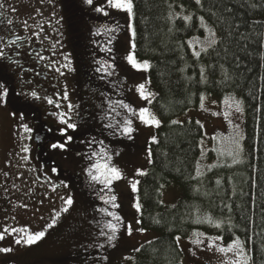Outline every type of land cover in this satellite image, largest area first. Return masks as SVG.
I'll return each mask as SVG.
<instances>
[{"label":"trees","instance_id":"trees-1","mask_svg":"<svg viewBox=\"0 0 264 264\" xmlns=\"http://www.w3.org/2000/svg\"><path fill=\"white\" fill-rule=\"evenodd\" d=\"M244 3L245 0H202L201 8L195 0H134L136 53L152 65L149 79L158 94L152 106L162 125L157 135L159 143L152 145L153 162L139 193L144 204L142 227L155 231L158 236L153 243L144 245L132 264H183V252L180 245L177 247L174 243L173 236L188 239L194 232L223 235L225 244L239 236L246 248L252 249L254 264H264V36L260 35L264 33V8L241 7ZM256 3L264 4V0H256ZM169 4H172L171 9ZM181 4L183 9L179 7ZM80 11L72 7L66 15L69 19L75 18L69 28L73 48L78 46L84 52L89 46L83 38L84 27L111 26L117 19L104 20L82 8ZM170 12L191 14L193 19L187 25L182 19L173 23L168 19ZM211 12L216 15L212 16ZM200 16H204L205 22L223 40L215 51L202 54L197 61L188 41L207 36L199 27ZM253 21L261 23L253 26ZM235 24L240 25L238 30L229 28ZM229 31L234 34L232 38H227ZM241 34L247 38L240 39ZM208 65H215V70L209 67L208 82L199 83V70ZM220 65L231 76L224 86L219 83ZM80 70L86 81L95 86L87 76L90 75L87 67ZM78 94L80 110L85 114L89 107L85 105L81 88ZM201 94L217 98L231 95L240 100L246 118L245 139L243 157L237 154L228 157L210 170L204 165L201 167L203 176L196 181L188 177L195 175L196 161H203L198 145L204 131L194 119L179 124L171 121L199 109ZM174 183L183 190L176 207L159 204L163 194L161 196L156 189L164 185L163 193ZM197 215L212 216L214 221H223V226L215 229L208 224L193 223ZM154 218L160 223H154Z\"/></svg>","mask_w":264,"mask_h":264},{"label":"rangeland","instance_id":"rangeland-1","mask_svg":"<svg viewBox=\"0 0 264 264\" xmlns=\"http://www.w3.org/2000/svg\"><path fill=\"white\" fill-rule=\"evenodd\" d=\"M11 2L14 6L15 14L19 15L23 22L27 21V27L23 24L26 33L24 34L25 39H28V42L33 47L42 49L45 52V61L53 60L55 64L57 63L54 67L60 68V71L64 72V75H60L59 72H54L53 78L59 80L63 92L65 88L68 91V100L64 102V107L59 110L52 108L46 100L41 104L43 106L42 108H47L45 113L44 110L42 111L44 120L54 125L56 130L53 132L44 129L40 130L41 133H45L43 134L42 144L40 143L38 145L43 146L46 139L48 140L46 143L48 147L57 141L64 142V137L59 134V129L63 125H60L58 117L51 113L66 111L67 104L71 102L72 105L78 106L73 112L74 117L80 106L77 97V88H81L85 105L88 107L90 104L94 108V117L98 130L93 132L94 129L82 128L77 123V130L75 132L69 130L68 132L73 139L67 144L66 150H52H55L60 157L64 158L68 155L70 149L76 147L83 158L75 163L82 176L90 184V179L86 174V169L90 161L87 159L86 154L90 153L93 149L99 151L100 148L97 144H93L90 148L87 143H82V141H87L93 137L97 141H104V147L112 154L111 163L119 167L125 176V179L113 184L114 193L118 197L117 203L120 207L112 210L123 216L126 223L132 222L134 229L131 237L121 232L119 239L116 241L115 248L106 247L105 249H98L97 247H90L85 250L88 245H98L104 242V238L99 237L98 229L95 228L94 224V220L100 217L101 214L95 211V208L98 207L97 205H90L86 200L76 199L74 197V212L65 221V226L68 228L66 229V235L55 241L47 242L44 245L45 240H41L31 247H26L14 243L15 234L11 236L5 234L6 238L0 241V247H11L13 251L0 253V260L15 259L23 256L28 251L40 253L39 255L41 257L49 259L62 257L78 251L86 253L106 251V256L108 257L106 262L104 260L101 261V259H96V257H101L96 256L92 263L132 264L138 254L134 249L148 244L147 241H154L158 235L155 231L147 230L145 233L135 231L136 227H142V225H135L136 214L135 210L131 207L133 201L129 181L134 178L136 169H143L148 173L151 163L148 162L147 147L152 136H156L157 138L158 131L161 127H145L139 124L138 120H134L133 127L136 130L132 133L131 139L120 135H113L112 130L104 127L109 121L115 123L127 115L119 106H116V112H119L120 116L112 112L109 109V103L111 101L123 100L134 108L148 106L154 112L152 104L148 105L146 101L140 99L136 91L138 84L145 83L149 79V72H137L125 60L126 53L130 49V31L127 27L128 21L126 14L117 13L115 10L108 9L109 16L104 17L96 13L93 10V6L86 4L85 0H70V3L67 0L66 4H69L68 7L64 5L66 14L70 12L69 6L76 4L78 7L75 5L73 9L78 11V13L82 12L80 11V8H82L93 14L96 18H102L104 20L117 19L119 22V29L112 34L105 32L103 28L95 25H86L82 30L83 38H85L86 42L92 48V52L95 54L93 58L88 57L89 60L85 56H80V59L83 60V66H86L91 74L87 75L89 79L92 82H98L97 86L96 83L95 86H92L96 88H92L85 81H82L79 86L75 83L74 70L71 66L70 56L68 57L67 34L62 22V17L66 14H64L60 0H11ZM103 2L104 0H94V4L97 5ZM98 28L102 34L93 35V33L97 32ZM34 32L39 33V36L33 35ZM109 35L112 36L113 40L112 44L109 45L112 48L110 53L101 51L100 48V45L105 44L109 39ZM200 40L203 41L204 39ZM193 43V50H200L201 45L195 42ZM66 56L68 59H65ZM113 57H115L114 61H112ZM17 60L20 59L17 58ZM98 61L113 62L115 64V74L105 76L104 79H101V73L95 72V68L99 66ZM65 64H68L69 67H63ZM146 87L149 91L155 92L151 83L147 84ZM98 90L102 93H97ZM46 95L47 93L45 92V97ZM205 97V108L203 110L199 108L190 111L177 120L184 122L186 119H194L195 121L199 120L204 125V156L202 157L203 161L201 164L203 166H216L219 162L230 157L227 155H219L214 149L233 147L229 143L228 138L236 133H239L242 138L240 139L239 148L235 149L234 156L237 154V156L243 157L246 118L242 103L240 104L243 109L242 112L237 113L234 109L230 110V119L232 122L229 123L223 116V112L226 110V106L223 103L224 98L213 96ZM235 99L238 100L237 98ZM213 101H216V103H213ZM213 112H220L221 115L214 116L212 115ZM81 118L84 121L85 115L83 114ZM21 123L26 122L20 121L18 117L13 116L10 111L5 109L3 103L0 104V230H3L5 226L11 229L27 225L33 232L40 230L48 231L45 229V225L50 222L54 215V210L58 211L63 203L59 198L62 196L59 193L61 190L54 184H42V165L38 161L39 156L37 153L41 151V148L35 147L36 138L33 137V133L25 134L23 129L20 128ZM28 126L32 128L30 125ZM105 131L110 132V135L105 136L107 134ZM96 132L102 133L99 134ZM27 135H31L32 138L22 139V137ZM25 144L31 149L29 153L21 152V147ZM117 152L119 155H115ZM24 155H28L30 159L28 161L21 159ZM96 159H99V157ZM62 168L73 171L68 160L62 162ZM135 178L140 179L142 183L145 176ZM54 187L55 191H53ZM92 187L99 189L100 186L94 185ZM44 188L47 192H50L48 194L50 197L42 194ZM182 196V188L174 183L163 192L164 205L167 207L176 205ZM91 203L96 204L94 201ZM22 205H27V207H23ZM62 223L58 222L57 226L62 225ZM192 238L181 239L180 241L179 245L183 252V264H220L222 257L219 253L208 251L204 245L197 248L190 242ZM217 243L227 245L224 241H217ZM193 252H195V255H193ZM228 255H231V253ZM125 257H131V259H125ZM85 262L81 264H85ZM49 263L47 262L46 264Z\"/></svg>","mask_w":264,"mask_h":264},{"label":"snow or ice","instance_id":"snow-or-ice-1","mask_svg":"<svg viewBox=\"0 0 264 264\" xmlns=\"http://www.w3.org/2000/svg\"><path fill=\"white\" fill-rule=\"evenodd\" d=\"M85 3L89 6H93V10L101 14L104 17L109 16L108 9L115 10L117 13H124L127 17V27L130 31V49L127 51L125 60L128 65L131 66L132 69H134L137 72H149L151 70V63L147 59H141L138 57L136 53V36L137 32L136 29L132 23L134 17H135V4L134 0H104L102 4H94V0H85ZM195 4L203 7L202 0H195ZM247 6L250 9H257V8H264V4H258L256 3V0H245L244 4H241V7ZM181 9H183L184 5H179ZM0 8H4V4L0 3ZM169 8H172V4H169ZM14 11V9H13ZM226 11L231 12V9H226ZM212 16H215V12L210 13ZM0 19H3L4 23L11 25L13 24V21L10 19H7L4 17L3 13H0ZM168 19L175 22L176 19H182L185 24H189L193 16L191 14L189 15H181L179 12H170ZM199 27L203 28L206 33H208L207 36H205L204 40H200L199 37H193L191 40L188 41V47L194 48V43L200 44V50H193L192 55L197 59V61L200 60L202 54L207 55L209 51H215L217 47L222 43L223 38L219 37L216 33V31L213 29V27H210L206 22L204 16L199 17ZM261 21H253L252 25L260 24ZM23 24L25 27H27V21H24ZM120 25L117 21L114 25H100L99 28H103L105 32L112 34L115 33L119 29ZM234 27L236 30L239 29L240 25H229V28ZM99 28L97 29V32L93 33V35H101ZM171 31V29H170ZM33 35L39 36V33L34 32ZM233 32L229 31L227 34V38L233 37ZM261 36H264V33L260 34ZM240 39H246L247 37L243 34L240 35ZM5 37L0 36V41H3ZM19 39V37H17ZM113 42L112 36L109 35V39L105 42V44L100 45L101 51L105 52H111L112 48L109 46ZM11 44H15L16 40H11ZM7 46V45H6ZM264 46V44H262ZM4 55L3 48H0V58H2ZM40 59H44V57H40ZM65 59H68L66 56ZM115 60V57L112 58V61ZM99 64L98 67L95 68V72L101 73V79H104L105 76H112L115 74V64L111 61H103L97 62ZM55 62H53V65ZM63 67L68 68L69 65L65 64ZM211 67L213 71L215 70V65H208V66H202L199 70V83H207L208 77L206 75L207 69ZM221 68V81L219 82L221 86L226 85L230 80L231 76L227 69L223 67V65H220ZM51 71L59 72L60 75H64V72L60 71L59 68L50 66ZM183 71V70H182ZM189 80H192V77L188 78ZM150 79L146 80L145 83H140L136 86V91L140 97V99L147 102L148 105H151L153 101L157 97V93L149 91L146 87L147 84H150ZM33 98H38L37 93L35 91L31 92L30 94ZM7 96H8V89L3 84L0 83V104L7 102ZM55 99L51 97H45L47 103L49 105H52L56 109H61L62 104L61 101H67L68 100V91L67 88H65L63 94L57 92L55 94ZM205 99L206 97L201 94L199 97V107L203 110L205 108ZM213 103H216V101H213ZM224 105L226 106V110L223 112V116L225 119L228 120L229 123H231L230 119V110H233L237 113H240L243 111L240 104L241 102L239 100H236L231 95H227L224 97L223 100ZM116 106H119L121 109H123L127 115L120 121H117L115 123L109 121L104 125L106 129L112 130L113 135H120L127 137L129 139L132 138V133L136 130L133 127L134 120H138L139 124L145 126V127H154L159 128L161 127L162 121L158 116L152 111V109L148 106H143L139 108L132 107L129 103L124 102L123 100H116L111 101L109 103V109L112 112H115L117 116H120L119 112H116ZM78 106H74L69 102L67 104V110L66 111H58L51 113L52 115H55L58 117L59 124L63 125L59 129L60 136L64 137V142L57 141L55 143H52L50 147L52 149H60V150H66V146L68 143H70L73 139L71 135L68 134L69 130L75 132L78 128V125L76 122L73 121V112L75 111V108ZM15 116V113H13ZM212 115L219 116L221 115L220 112H213ZM19 119L21 121L24 120L23 113L20 114ZM191 123V121H188ZM172 124H179L182 123L181 121L173 120L171 121ZM195 124L199 126L200 129H203L204 125L199 121L196 120ZM238 127V126H236ZM20 128L23 129V132L25 134L32 133L33 129L28 126L26 123H21ZM49 131H51L49 129ZM206 135V133H205ZM31 135H27L22 137V139H31ZM240 137L239 133H236L233 136H230L228 138L229 143L233 146L230 148H218L214 149L217 151L219 155H227V156H234L235 155V149H238L240 146ZM82 143H87L89 147L93 144H97L100 148L99 151L93 149L90 153L86 154L87 159L90 161V164L88 168L86 169V174L90 179V186L99 185V189H95L97 199L101 202L103 206H99L95 208V211L100 215V217L96 218L94 220L95 228L98 229V235L99 237L104 238V242L99 243L98 245H88L87 248L90 247H97L98 249H105L106 247L115 248L116 247V241L119 239L120 233L124 232L127 236L131 237L133 235V229L134 225L132 222H125L124 217L118 214L117 212L113 211L112 209H117L120 207V205L117 203V195L114 193L113 184L117 181L125 179V176L121 169L111 163L112 161V154L108 152V149L104 147V141H97L95 137L87 140L82 141ZM159 141L157 140L156 136H152L149 140V144L147 147V158L148 162H153V150L152 145L158 144ZM204 137L202 136L199 145L201 148L200 155L201 157L204 156ZM31 151L30 147L28 145H23L21 147V152L23 153H29ZM115 155H119V153H115ZM99 157V159H96ZM21 159L28 161L30 157L28 155H24L21 157ZM201 165L200 160L196 161V169H195V175H190L188 179L190 180H196L199 181V179L203 176V172L201 171ZM209 170L212 166H208ZM53 172L56 171L55 168L52 169ZM148 173L143 169H136L134 178L129 181V188L132 198V205L131 207L135 210L136 219H135V225L139 226L142 225L143 220V211L144 204L142 203L141 196H140V185L141 180L137 179L135 177H144L147 176ZM62 185L67 188L68 185L64 182H61ZM217 184L220 183L219 180L216 181ZM164 188V185H160L156 191L162 196V189ZM196 191H199L198 189H195ZM53 191H55V187L53 188ZM61 201H63V207H61L58 211L54 210V215L51 218L50 222L45 225V229L51 230L55 228L58 225V222L60 221L61 217L64 214L69 213L71 207L74 204V199L71 195L68 196H60L59 197ZM159 204H164V201L162 199L158 200ZM23 207H27V205H22ZM167 207V206H166ZM171 207L175 208V205H172ZM224 207H227L229 211H231V208L227 205ZM107 218V219H105ZM13 219H15L13 217ZM154 223H160L159 220L153 219ZM196 224H208L210 227H213L215 229H221L223 226V221L221 220H215L212 216H199L197 215L196 218L192 221ZM231 228V225L229 226V230ZM136 232L139 233H145L147 231L144 227H136ZM5 234L11 236L15 234L14 243L16 245H23L26 247H31L32 245L37 244L41 240H43L47 234L46 230H40L33 232L27 225L21 226L19 228H11L9 229L7 226L3 228V230H0V241L4 240ZM193 237L190 242L199 248L201 245H204V247L208 251H214L215 253H219L222 259H220V264H254V261L252 259V249L246 248L245 241L241 240L239 236H236L234 239H231L230 242L227 243L225 246L223 243H217V241L223 242L225 237L223 235H216V236H206L204 233L194 232ZM251 239L250 237L248 238ZM174 243L177 245V247L180 244L181 236L180 235H174L173 236ZM207 241V243H205ZM148 244L153 243V241H147ZM144 248V245H141L140 247H137L134 249L135 252H140ZM13 251L11 247H0V253H9ZM231 253V255H228ZM193 255H195V252H193ZM96 259H103L105 262L107 261L108 257H96ZM125 259H131V257H125ZM85 264H87V259Z\"/></svg>","mask_w":264,"mask_h":264},{"label":"flooded vegetation","instance_id":"flooded-vegetation-1","mask_svg":"<svg viewBox=\"0 0 264 264\" xmlns=\"http://www.w3.org/2000/svg\"><path fill=\"white\" fill-rule=\"evenodd\" d=\"M60 2L62 3L64 14H66L64 5L68 7L69 4H66L67 0H60ZM68 2L70 3V0H68ZM0 3L4 4V8H0V13H3L4 17L13 21V24L8 25L4 23L3 19H0V36L5 37L3 41H0V48H3L4 50V55L0 58V83H3L8 89L7 102L3 103V105L12 115L15 113V116L18 117V119L20 114L23 113L24 120L22 122H26L33 129V137L36 138L35 143L37 144H35V147L41 148V151L37 153L39 156L38 161L42 165V184H54L56 187L60 188L61 191L59 193L62 196L71 195L73 199L75 197L76 199L80 198L81 200H86L90 205H97L98 207L103 206L98 199L96 202L97 195L94 188L90 186L78 170L75 162L83 157L76 147L70 149L68 155L62 158L59 156L58 152L48 147L45 142L43 146L38 145L40 143L42 144L43 134L45 133H41L40 130L44 129L49 131L50 129V132L56 130L54 125L44 120L42 111L44 110L45 113L47 108H42L43 106L41 104L44 103V100H46L45 92L47 93L46 97H51L53 99L56 98L55 94L57 92L63 94L59 80L53 78V73L56 71L50 70V66L57 65V63L53 65L52 62H55L53 60L45 61L44 59H40L41 56H45V52L42 49L33 47L28 42V39H25L24 34L26 33L23 27V20L20 19L19 15L15 14V10L13 11L14 6L12 5L11 0H0ZM69 7L71 10V8H74L75 6L71 4ZM62 18V22L65 26V32L67 34L66 41L68 43L67 47L69 48L68 57L70 56L71 66L74 70L76 78L75 83L79 86L82 81L88 83L83 76L84 74L82 75L80 70V68L86 67L83 66V60H80V55L85 56L86 59H88V57H95V54L92 52V48L90 46H88L87 50L84 52L81 51L78 46L76 47L78 49L75 48L74 50L72 39L69 35V28L73 26L71 25V20L74 21L75 18L69 19L67 15H63ZM17 37H19V39H17ZM11 40H16V43L11 44ZM17 58L20 60H17ZM82 77L84 78L83 80ZM94 83H96L97 86L98 82L95 81ZM90 86L92 87V85ZM78 90L79 88H77V97L79 100ZM33 91L37 93L38 98H33L30 95ZM97 93L101 94L102 92L98 90ZM64 102L65 101H61L62 107H64ZM50 106L54 108L52 105ZM88 107L87 113L84 114V121L81 118L83 114L80 110V106L77 109V114L73 117V121L78 123L80 127L90 130L94 129L93 132H95L98 130V127L96 126V119L94 117V108L90 104ZM96 133L100 134L102 132ZM108 135H110V132H107L105 136ZM37 141L39 142L37 143ZM67 160L73 171L62 168V162H66ZM53 168L56 169L55 172L52 171ZM61 182L66 183L68 187L65 188ZM42 194L50 197L48 195L50 192H47L45 188L42 190ZM93 201L96 204H92L91 202ZM61 207H63V203L60 208ZM74 209L73 204L69 213L64 214L61 217L59 222H63L62 225L46 231L47 234L43 239V241L45 240L43 245L66 235V229L68 228L65 226V221L66 218L74 212ZM39 254L40 253L28 251L23 256H19L15 259H2L0 260V264H46L47 262H50L49 264H81L86 261V259L88 262L87 264H97L92 263L94 258L96 256H106L107 252L95 251L86 253L78 251L52 259L41 257ZM89 261L91 262L89 263ZM101 261H103V259H101Z\"/></svg>","mask_w":264,"mask_h":264},{"label":"water","instance_id":"water-1","mask_svg":"<svg viewBox=\"0 0 264 264\" xmlns=\"http://www.w3.org/2000/svg\"><path fill=\"white\" fill-rule=\"evenodd\" d=\"M39 141H37V143H38Z\"/></svg>","mask_w":264,"mask_h":264}]
</instances>
